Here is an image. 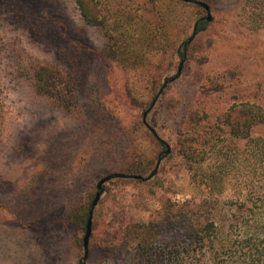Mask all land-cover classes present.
I'll return each mask as SVG.
<instances>
[{
    "label": "rangeland",
    "instance_id": "obj_1",
    "mask_svg": "<svg viewBox=\"0 0 264 264\" xmlns=\"http://www.w3.org/2000/svg\"><path fill=\"white\" fill-rule=\"evenodd\" d=\"M96 1L109 16L114 57L74 0H0V264H78L75 239L84 234L69 215L92 202L101 178L146 177L164 151L142 114L206 14L180 0ZM199 1L211 21L147 116L170 154L150 181L105 184L86 264H143L124 235L169 204H239L264 190V28L253 20L255 0ZM42 66L54 71L53 96L37 87ZM235 122L239 138L230 134Z\"/></svg>",
    "mask_w": 264,
    "mask_h": 264
},
{
    "label": "trees",
    "instance_id": "obj_2",
    "mask_svg": "<svg viewBox=\"0 0 264 264\" xmlns=\"http://www.w3.org/2000/svg\"><path fill=\"white\" fill-rule=\"evenodd\" d=\"M74 2L86 25L105 31L110 40L109 53L114 57L116 42L112 39L109 16L99 9L96 0ZM254 11L253 20L264 28V0H255ZM205 27L206 23L199 21L196 34L204 31ZM184 48L185 43L181 47L182 52L177 50L180 59ZM34 77L40 91L54 95L56 86L50 82L54 78L52 69L39 67ZM240 128V124L235 122L230 130L231 136L239 138L243 133ZM125 170L128 173L137 171L132 166ZM220 180L224 185V176ZM90 204L91 201L79 206L68 217L83 234ZM220 212L223 215L218 217ZM130 239L133 242L129 243ZM75 241L82 247V239L76 238ZM124 241L125 245L134 246L143 264H264V190H252L249 199L239 204L225 201L219 205L212 198L202 202L169 204L161 209L158 218L141 223L133 234L128 232L124 235Z\"/></svg>",
    "mask_w": 264,
    "mask_h": 264
},
{
    "label": "water",
    "instance_id": "obj_3",
    "mask_svg": "<svg viewBox=\"0 0 264 264\" xmlns=\"http://www.w3.org/2000/svg\"><path fill=\"white\" fill-rule=\"evenodd\" d=\"M180 1H182L184 3L196 5V6H198L204 10L206 16L204 18L200 19L199 21H204L206 23H209L211 21L210 9L206 3L199 1V0H180ZM198 22L195 23L193 30H192V34L188 37V39L185 42L183 58L181 59L180 63L178 64V68H177L175 75L173 77H168V78L164 79L162 85L160 86V88H159L158 92L156 93L154 99L152 100L151 104L148 106V108L142 114V124L152 134L154 139L164 147V151L162 152V154H160L158 156L153 169L151 170V172L146 177L136 175V174L112 173V174L104 176L103 178H101L97 182L96 192H95L94 198L90 204V210H89L87 222L85 225V232H84V235L82 238L83 256H82V258L78 264H86L87 259H88L89 239H90V236L92 233L93 211H94L95 207L98 205V202L100 201L101 196L104 192V185L113 179H132V180H140L142 182L150 181L152 178H154L157 175L162 160L165 159L170 154L169 145L157 135V133L155 132V130L152 127L149 126V124L147 123V116L151 112V110L154 108L157 100L159 99V97L161 96V94L165 90V88L181 76L182 67H183V64H184V61L186 58L185 50H186V47L191 44V42L193 41V39L196 36V26H197Z\"/></svg>",
    "mask_w": 264,
    "mask_h": 264
}]
</instances>
